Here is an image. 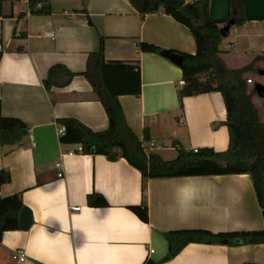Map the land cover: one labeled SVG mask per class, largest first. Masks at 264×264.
<instances>
[{"label": "crops", "instance_id": "0c3cea01", "mask_svg": "<svg viewBox=\"0 0 264 264\" xmlns=\"http://www.w3.org/2000/svg\"><path fill=\"white\" fill-rule=\"evenodd\" d=\"M29 1L41 2L35 10L45 6L50 13L31 14ZM231 1L210 0V18L225 21L232 12ZM236 1L247 22L230 28L227 40L233 35L232 40L222 38L220 58L229 70L254 62L253 70L244 75L252 80L250 90L256 83L264 85V0ZM3 14L1 115L27 125L28 136L20 145L0 146V172L9 175V182L0 184V198L20 194L32 218L27 231L0 236V264H16L11 256L17 251L24 253L29 264H143L146 260L264 264V245L202 244H190L161 263L167 256L165 232L264 230L248 175L150 179L145 190L148 223H143L128 209L142 201L139 171L124 159L110 162L103 156L81 154L77 145L59 143L60 119H74L93 132L108 127L102 104L81 76L88 55L98 50L103 38L104 63L139 67L140 95H120L117 103L138 140L160 146L149 153L170 161L177 147L225 151L228 134L221 95L187 97L180 107L181 69L161 54L142 53L138 48L143 42L193 55L196 45L187 28L162 13L141 17L128 0L7 1ZM55 65L75 77L67 86L47 91L44 80ZM255 73L258 79H253ZM114 82L121 91L136 86L133 76L123 74ZM252 103L264 123V99L255 94ZM164 142L175 151L172 159L163 157ZM60 171L63 176L58 178ZM92 193L102 196L107 207H87L86 197Z\"/></svg>", "mask_w": 264, "mask_h": 264}, {"label": "trees", "instance_id": "16d2710c", "mask_svg": "<svg viewBox=\"0 0 264 264\" xmlns=\"http://www.w3.org/2000/svg\"><path fill=\"white\" fill-rule=\"evenodd\" d=\"M0 0V18L4 17ZM137 13L144 17L162 13L170 16L177 23L189 30L194 38L195 54H184L167 51L183 57L180 68L183 86L177 89V97L182 107V100L187 97L208 93H219L226 112L225 126L228 134V146L223 152L210 148L185 150L176 148V157L166 161L158 154L147 153L137 136L127 125L121 107L117 103L120 95L139 96L141 92L140 72L138 65L128 66L121 62L104 63V39L100 38L99 48L90 53L86 70L81 74L91 85L99 102L102 104L108 119V127L102 132H93L74 119L57 121L64 132L59 136L62 145H77L80 153L90 156H103L110 162L124 159L130 166L139 171L142 179V201L138 206L128 209L143 223H148L147 202L145 196L146 181L179 177H207L225 175H248L256 195L264 220V123L260 120L259 111L252 103L254 89H248L246 73L253 70L254 62L238 70H229L220 58L222 37L220 29L226 25L240 27L247 22L243 17L242 5L231 1V15L223 22H214L209 16V1L196 0L185 4L184 0H128ZM39 1H29L31 14H49V7L35 8ZM142 53L161 54L160 48L140 43ZM0 40V60L3 54ZM133 76L136 86L131 90H120L115 87L114 78ZM75 74L60 65L52 66L44 80V87L62 88L69 84ZM123 93V94H121ZM28 136V127L23 122L5 118L1 115L0 104V146L20 145ZM144 140H147L145 136ZM2 183L9 182V175L0 172ZM89 208H106L107 203L98 194L86 197ZM23 207L20 194L0 198V236L9 231L19 230L18 214ZM167 243V256L176 257L190 244L243 246L264 245V230L248 232L212 233L202 229L169 231L162 234ZM37 264V263H33ZM143 264H156L146 260ZM251 264V263H244Z\"/></svg>", "mask_w": 264, "mask_h": 264}, {"label": "water", "instance_id": "95a60500", "mask_svg": "<svg viewBox=\"0 0 264 264\" xmlns=\"http://www.w3.org/2000/svg\"><path fill=\"white\" fill-rule=\"evenodd\" d=\"M231 26L226 25L223 28L220 29V35L223 39L227 38L229 36V30ZM161 55L171 61L175 66L181 68L183 65V57L178 54L170 53L167 51H164L161 53ZM253 89L255 91V94L261 98L264 99V85L256 83L253 86ZM2 176H0V184L2 183ZM31 212L25 208L22 207L19 214H18V227L22 231H27L30 226H31ZM169 261V256H165L162 260L161 263Z\"/></svg>", "mask_w": 264, "mask_h": 264}, {"label": "built area", "instance_id": "2783aa9c", "mask_svg": "<svg viewBox=\"0 0 264 264\" xmlns=\"http://www.w3.org/2000/svg\"><path fill=\"white\" fill-rule=\"evenodd\" d=\"M246 82H247V84H252V80H251V79H247ZM179 85H180V86H183V82L181 81ZM63 132H64V128H63V127H59V128H58V134H59V136L62 135ZM29 140L31 141L32 138L29 137ZM143 147H144V149H145V151H146L147 153H149V151L154 150L155 148H160V146H156L155 143H154L153 141L148 142L147 144H143ZM78 151H79V152L81 151V148H80V147L78 148ZM193 151L196 152V150H193ZM56 166H57V167H60L61 165H60V163H58V164H56ZM62 176H63L62 172H61V171L58 172L57 177H58V178H61ZM71 210H73V211H77L78 208H71ZM11 259H12V261L15 262L16 264H29V262L27 261L26 256L24 255L23 252H19V251L14 252V253L12 254V256H11Z\"/></svg>", "mask_w": 264, "mask_h": 264}, {"label": "rangeland", "instance_id": "374dc122", "mask_svg": "<svg viewBox=\"0 0 264 264\" xmlns=\"http://www.w3.org/2000/svg\"><path fill=\"white\" fill-rule=\"evenodd\" d=\"M232 39H233V35H231L230 39H228V40H232ZM226 40H227V38H226ZM252 76H253V79H258V74L257 73L253 74ZM164 147L166 148V151L163 150V152H162L163 153V157L165 159H172L174 157V155H175V151L171 150L170 144L168 142H164Z\"/></svg>", "mask_w": 264, "mask_h": 264}]
</instances>
